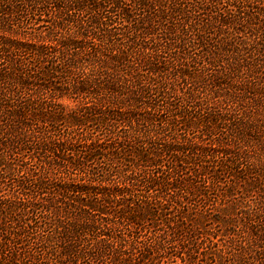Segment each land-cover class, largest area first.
<instances>
[{"label":"trees","instance_id":"16d2710c","mask_svg":"<svg viewBox=\"0 0 264 264\" xmlns=\"http://www.w3.org/2000/svg\"><path fill=\"white\" fill-rule=\"evenodd\" d=\"M0 186V264H264V0H0Z\"/></svg>","mask_w":264,"mask_h":264},{"label":"rangeland","instance_id":"374dc122","mask_svg":"<svg viewBox=\"0 0 264 264\" xmlns=\"http://www.w3.org/2000/svg\"><path fill=\"white\" fill-rule=\"evenodd\" d=\"M41 3H43V1L41 2ZM47 4H50V1H47V2H44V5H47ZM44 13V12H43ZM46 15H51V16H53L54 14H47V12H45V15H42V16H40V18H36V19H44L45 21H47L48 20V18H47V16ZM31 18V20H32V18H34V16H33V14H29L28 15V17H27V19H30ZM40 25H46L47 27H48V25H49V23L47 22H45V23H41ZM29 27H35V28H37V25H34V23H31L30 24V26ZM38 28H40V27H38ZM43 30L44 29H46V27H41ZM68 29L66 28V27H64L63 28V30H62V33H68ZM76 32V31H75ZM66 103H68L69 105H72L71 103H69L68 101H66ZM5 187H3V189H11V191H14L15 190V192L17 191L16 190V188H13L12 189V182L11 181H6L5 182ZM0 195L1 196H4V195H8V192H6V191H3V190H1V186H0Z\"/></svg>","mask_w":264,"mask_h":264}]
</instances>
